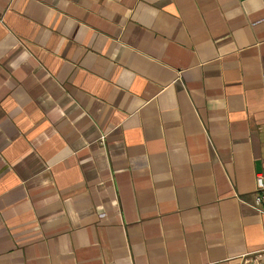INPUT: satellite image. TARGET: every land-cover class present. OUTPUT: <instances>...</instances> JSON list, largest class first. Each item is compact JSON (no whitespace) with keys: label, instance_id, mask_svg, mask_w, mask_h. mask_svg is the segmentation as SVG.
I'll return each instance as SVG.
<instances>
[{"label":"crops","instance_id":"0c3cea01","mask_svg":"<svg viewBox=\"0 0 264 264\" xmlns=\"http://www.w3.org/2000/svg\"><path fill=\"white\" fill-rule=\"evenodd\" d=\"M257 178L264 0H0V264H264Z\"/></svg>","mask_w":264,"mask_h":264},{"label":"built area","instance_id":"2783aa9c","mask_svg":"<svg viewBox=\"0 0 264 264\" xmlns=\"http://www.w3.org/2000/svg\"><path fill=\"white\" fill-rule=\"evenodd\" d=\"M264 189L261 178H257L256 180V195L254 197L253 206L258 207L264 200V195L261 191Z\"/></svg>","mask_w":264,"mask_h":264}]
</instances>
